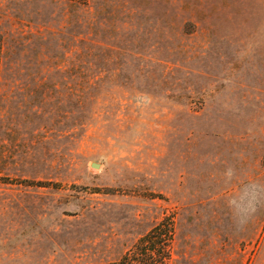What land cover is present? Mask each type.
Returning <instances> with one entry per match:
<instances>
[{
  "label": "rangeland",
  "instance_id": "obj_1",
  "mask_svg": "<svg viewBox=\"0 0 264 264\" xmlns=\"http://www.w3.org/2000/svg\"><path fill=\"white\" fill-rule=\"evenodd\" d=\"M165 217L171 264H264V0H0V264Z\"/></svg>",
  "mask_w": 264,
  "mask_h": 264
},
{
  "label": "trees",
  "instance_id": "obj_2",
  "mask_svg": "<svg viewBox=\"0 0 264 264\" xmlns=\"http://www.w3.org/2000/svg\"><path fill=\"white\" fill-rule=\"evenodd\" d=\"M175 235L173 218L165 217L140 237L121 258L97 264H171Z\"/></svg>",
  "mask_w": 264,
  "mask_h": 264
},
{
  "label": "water",
  "instance_id": "obj_3",
  "mask_svg": "<svg viewBox=\"0 0 264 264\" xmlns=\"http://www.w3.org/2000/svg\"><path fill=\"white\" fill-rule=\"evenodd\" d=\"M100 164L99 163H93L94 167H98Z\"/></svg>",
  "mask_w": 264,
  "mask_h": 264
},
{
  "label": "bare ground",
  "instance_id": "obj_4",
  "mask_svg": "<svg viewBox=\"0 0 264 264\" xmlns=\"http://www.w3.org/2000/svg\"><path fill=\"white\" fill-rule=\"evenodd\" d=\"M98 167H100V165Z\"/></svg>",
  "mask_w": 264,
  "mask_h": 264
}]
</instances>
